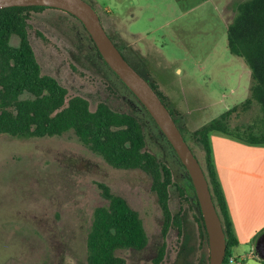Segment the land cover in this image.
I'll list each match as a JSON object with an SVG mask.
<instances>
[{"label":"rangeland","instance_id":"1","mask_svg":"<svg viewBox=\"0 0 264 264\" xmlns=\"http://www.w3.org/2000/svg\"><path fill=\"white\" fill-rule=\"evenodd\" d=\"M85 1L134 64L125 58L155 82L167 107L183 116L186 130L217 117L248 95L249 70L241 58L228 52L223 19L242 0ZM27 23L40 72L54 77L67 96L85 98L91 110L103 101L116 111L140 112L112 73L92 57L73 16L46 7L30 12ZM8 41L17 44L14 35ZM255 115V109L233 115L231 123ZM143 126L147 149L162 154L174 183L182 186L185 173L169 151L151 141L152 127ZM212 144L217 149L214 138ZM191 147L202 162L200 150L192 143ZM220 159L221 166L224 158ZM236 160V166L242 167V155ZM96 182L126 200L146 234L143 249L118 254L126 264L148 263L161 242V216L145 173L109 166L71 132L0 135V264H86L85 234L92 211L106 204ZM176 185L169 186L168 205L179 213L180 226L167 230L159 264H206L208 249L193 218L196 208L180 196Z\"/></svg>","mask_w":264,"mask_h":264},{"label":"trees","instance_id":"2","mask_svg":"<svg viewBox=\"0 0 264 264\" xmlns=\"http://www.w3.org/2000/svg\"><path fill=\"white\" fill-rule=\"evenodd\" d=\"M44 8L46 7L36 5L0 8V135L43 137L71 132L83 146L100 156L109 166L138 169L145 173L149 177V190L155 197L161 216V242L150 261L141 264H159L164 254L167 230L171 227L178 229L180 219L179 213L172 212L168 205L169 186L176 185L172 172L163 161L162 154L159 156L147 149L143 125L151 126V141L161 144L162 148L169 151L185 173L183 185L176 187L188 205L192 208L195 206L193 218L201 243L206 246V233L184 166L145 107L104 63L89 34L74 16L79 22L81 33L88 40L92 57L112 73L124 94L140 112L116 111L103 101L97 102L91 110L85 98L79 95L67 96L66 89L54 77L40 72L27 38V20L30 12L42 11ZM233 11L229 18L223 16L226 48L231 55L241 58L249 70L251 82L248 95L217 117L190 131L185 129L183 116L175 115L167 107L168 104L157 90L155 82L125 58L123 47L107 32L97 14L101 26L123 58L148 82L165 105L190 150H193L191 143L200 150L202 162L198 163L224 233L222 264H225L227 256L232 255L236 239L213 165L209 136L217 132L245 144L264 145V0H242L235 5ZM10 35L17 38L16 45L9 43ZM252 109L256 111L255 116L247 121L231 123L233 115L246 114ZM95 184L106 204L96 206L92 211L90 227L85 234L86 264H126L118 251L141 250L146 245L147 238L141 220L123 197L112 193L102 182Z\"/></svg>","mask_w":264,"mask_h":264},{"label":"water","instance_id":"3","mask_svg":"<svg viewBox=\"0 0 264 264\" xmlns=\"http://www.w3.org/2000/svg\"><path fill=\"white\" fill-rule=\"evenodd\" d=\"M45 6L63 10L78 19L89 34L104 63L145 107L159 131L173 148L192 184L207 237L206 264H222L224 233L213 207L200 165L184 141L165 105L112 43L92 6L85 0H0V8L10 6ZM186 189V188H185ZM187 191V190H186Z\"/></svg>","mask_w":264,"mask_h":264},{"label":"crops","instance_id":"4","mask_svg":"<svg viewBox=\"0 0 264 264\" xmlns=\"http://www.w3.org/2000/svg\"><path fill=\"white\" fill-rule=\"evenodd\" d=\"M212 138L217 149L213 147ZM209 147L236 239L232 255L238 257L241 264H264V145L245 144L211 134ZM240 155L242 167L236 166ZM220 157L224 158L221 166Z\"/></svg>","mask_w":264,"mask_h":264},{"label":"built area","instance_id":"5","mask_svg":"<svg viewBox=\"0 0 264 264\" xmlns=\"http://www.w3.org/2000/svg\"><path fill=\"white\" fill-rule=\"evenodd\" d=\"M225 264H241V260L238 257H235L234 255H229L226 258Z\"/></svg>","mask_w":264,"mask_h":264},{"label":"flooded vegetation","instance_id":"6","mask_svg":"<svg viewBox=\"0 0 264 264\" xmlns=\"http://www.w3.org/2000/svg\"><path fill=\"white\" fill-rule=\"evenodd\" d=\"M121 48V47H120ZM122 50V49H121ZM123 51V53H124V55L127 57V58H129V61H131L132 62V60L130 59V56L129 55H127L125 52H124V50H122ZM131 57H132V55H131ZM130 63V62H129ZM133 63V62H132ZM134 64V63H133ZM137 68H138V70L140 71V72H142L141 71V69L139 68V66H137V65H135ZM143 73V72H142ZM144 74V73H143ZM204 243H202V245H203ZM205 245V244H204ZM206 246H207V244H206ZM208 249V248H207ZM207 255H208V251H207ZM206 257V262H207V256H205Z\"/></svg>","mask_w":264,"mask_h":264}]
</instances>
